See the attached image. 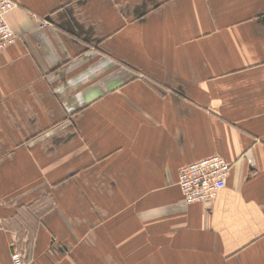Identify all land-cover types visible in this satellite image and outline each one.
Returning a JSON list of instances; mask_svg holds the SVG:
<instances>
[{
	"label": "crops",
	"instance_id": "1",
	"mask_svg": "<svg viewBox=\"0 0 264 264\" xmlns=\"http://www.w3.org/2000/svg\"><path fill=\"white\" fill-rule=\"evenodd\" d=\"M13 1L0 264H264V0ZM212 155L226 188L186 203Z\"/></svg>",
	"mask_w": 264,
	"mask_h": 264
},
{
	"label": "built area",
	"instance_id": "2",
	"mask_svg": "<svg viewBox=\"0 0 264 264\" xmlns=\"http://www.w3.org/2000/svg\"><path fill=\"white\" fill-rule=\"evenodd\" d=\"M17 4L13 0H0V52L17 41V35L6 20L7 13ZM48 23L45 22L44 25ZM231 164L220 155L205 157L182 167L177 185L186 203H210L226 188ZM13 264H27L19 251L11 255Z\"/></svg>",
	"mask_w": 264,
	"mask_h": 264
}]
</instances>
